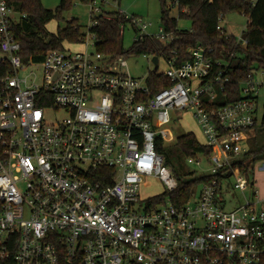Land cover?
Segmentation results:
<instances>
[{
    "label": "built area",
    "instance_id": "2783aa9c",
    "mask_svg": "<svg viewBox=\"0 0 264 264\" xmlns=\"http://www.w3.org/2000/svg\"><path fill=\"white\" fill-rule=\"evenodd\" d=\"M119 2L88 0L92 41L85 50L56 49L25 63L15 27L27 16L0 0V262L263 264L258 190L237 180L231 189L250 196L233 208L221 202L225 182L236 174L225 169L248 151L258 124L264 78L248 73L238 99L218 105L229 77L216 65L229 63L197 44L180 64L175 49L143 54L153 63L157 57L156 67L160 60L168 66L155 70L171 84L152 92L151 73L142 80L124 71L127 57L98 51L90 29L119 11L126 19L120 32L132 28L134 44L154 37L166 45L174 35L163 26L151 33L150 22ZM181 111L191 112L202 145L212 149L205 154L211 167L201 174L208 179L182 205L169 198L154 204V197H141L146 177L160 180L166 192L177 187L157 142L173 140L167 127ZM186 160L202 163L197 154Z\"/></svg>",
    "mask_w": 264,
    "mask_h": 264
},
{
    "label": "trees",
    "instance_id": "16d2710c",
    "mask_svg": "<svg viewBox=\"0 0 264 264\" xmlns=\"http://www.w3.org/2000/svg\"><path fill=\"white\" fill-rule=\"evenodd\" d=\"M73 1L61 0L59 6L52 10L45 8L42 0H11L16 9L27 16L15 27L21 43L20 54L25 63L41 62L52 50L67 49L66 44L83 42L86 34L81 31L74 18L67 21L64 28L59 26L55 32L48 29V24L52 21L64 20V14L71 9ZM80 1L88 3V0ZM170 4L168 0H160L162 26L166 32L174 35L169 44L163 45L154 37H145L140 43L133 44L126 50L123 44L125 35L120 32L126 19L122 13L115 11L111 12V18L99 17V24L90 29L96 35L97 50L114 57H129L143 54L161 56L175 49L180 64L189 59V48L201 44L207 49H213L215 60L229 63L227 68L221 63L216 65L217 70L227 69L226 75L229 77L227 97L221 93L218 105L238 99L240 84L247 74L264 70V0H170ZM173 6L178 8V17L171 14ZM232 12L242 13L248 18L243 32L246 34V43L228 34L221 25L225 16ZM184 18L191 20L190 29L179 27V19ZM148 83L154 93L171 84L156 70L149 75ZM250 135L248 151L225 169L230 175L238 171L249 177L250 173L253 174L256 162L264 160V114L262 123L256 124ZM157 151L164 156L165 164L171 168L177 179V187L173 191L155 196L151 201L162 204L169 198L172 203L182 205L208 179L204 175L190 180L182 178L183 161L197 153L210 155L212 149L200 144L193 132H188L178 136L169 148L163 145L162 140H158Z\"/></svg>",
    "mask_w": 264,
    "mask_h": 264
},
{
    "label": "rangeland",
    "instance_id": "374dc122",
    "mask_svg": "<svg viewBox=\"0 0 264 264\" xmlns=\"http://www.w3.org/2000/svg\"><path fill=\"white\" fill-rule=\"evenodd\" d=\"M61 0H42V3L45 8L55 10ZM170 4V0H168ZM171 5V4H170ZM114 6L110 7L113 8ZM119 8L125 11L130 15H136L142 17L145 21L150 22L151 26L148 31L151 33H158L159 27L162 26V15H161V5L160 0H120ZM172 16L178 17V8L177 6L172 7L171 11ZM99 14H96L98 16ZM64 20L61 21H52L48 24V29L55 32L57 28H64L67 21L71 19H76L80 25L81 31L86 34L85 43L80 44H66V48L71 50H85L86 42L92 41V38L89 34L88 27L90 25V8L87 3H84L80 0H74L73 5L69 11L64 14ZM248 18L239 12H232L225 16L221 21L222 27L226 30L228 34L234 35L240 38L247 26ZM192 25L191 20L189 19H179V27L183 29H190ZM134 35L135 32L132 28L126 30L124 36V48L128 50L134 44ZM92 46L89 45L88 50H92ZM155 69L157 72L165 71L168 69L167 64L164 60H160L158 67L152 62V59L148 56H129L127 57V66L124 68V71L131 73L133 76L144 79L150 73L154 72ZM38 74L41 73L42 68L37 67L35 70ZM29 72V71H27ZM262 70H257V78H264ZM264 114V89L261 92V97L259 98V110L256 114L257 123L260 125L262 123V118ZM171 134L173 135V140L163 142V145L166 147L172 146L176 138L182 134L188 132H193L200 144H205V137L203 132L197 123L196 119L192 116L190 111H181L176 112L173 115L171 123L167 127ZM159 136V135H157ZM197 158L201 159V166L196 165L195 163H189L185 159L183 161V168L181 172V177L185 180L194 179L195 177L201 175L204 172H207L210 169V163L205 159V154L197 153ZM264 161H258L254 165L253 174H249V177L244 176L240 172L235 171V175H232L231 178L225 182L223 188V201L221 204L226 208H233L238 201H245V197L250 196V191L243 193L240 190H232L231 188L236 183L237 180L245 181L247 178L250 182H254V189L258 190V195L260 198L259 206H264ZM210 171V170H209ZM166 193L165 185L154 177H146L141 188V197L143 199H148L150 197H155L160 194ZM224 199H227L225 203Z\"/></svg>",
    "mask_w": 264,
    "mask_h": 264
},
{
    "label": "water",
    "instance_id": "95a60500",
    "mask_svg": "<svg viewBox=\"0 0 264 264\" xmlns=\"http://www.w3.org/2000/svg\"><path fill=\"white\" fill-rule=\"evenodd\" d=\"M241 38H242V40H245L246 39V34H242ZM153 61H154L155 64H157L158 63V58L154 57Z\"/></svg>",
    "mask_w": 264,
    "mask_h": 264
},
{
    "label": "crops",
    "instance_id": "0c3cea01",
    "mask_svg": "<svg viewBox=\"0 0 264 264\" xmlns=\"http://www.w3.org/2000/svg\"><path fill=\"white\" fill-rule=\"evenodd\" d=\"M251 134H252V132H251ZM260 161H264V160H260ZM264 166V165H263ZM248 179V178H247ZM249 180V179H248ZM252 184L254 185V182H252Z\"/></svg>",
    "mask_w": 264,
    "mask_h": 264
}]
</instances>
